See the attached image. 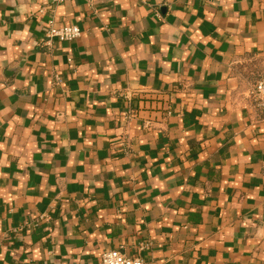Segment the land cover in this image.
<instances>
[{"label": "crops", "instance_id": "1", "mask_svg": "<svg viewBox=\"0 0 264 264\" xmlns=\"http://www.w3.org/2000/svg\"><path fill=\"white\" fill-rule=\"evenodd\" d=\"M260 70L264 0H0V264H264Z\"/></svg>", "mask_w": 264, "mask_h": 264}, {"label": "built area", "instance_id": "2", "mask_svg": "<svg viewBox=\"0 0 264 264\" xmlns=\"http://www.w3.org/2000/svg\"><path fill=\"white\" fill-rule=\"evenodd\" d=\"M67 0H50L53 4L63 3ZM46 38L47 43L50 41L70 42L81 37L82 30L77 25L58 26L54 19L47 21ZM249 98L251 107L258 112L264 113V72L253 84ZM39 220L41 218H38ZM150 243L139 245V250H144L150 247ZM99 264H143L140 256L129 257L121 250H106L101 253Z\"/></svg>", "mask_w": 264, "mask_h": 264}, {"label": "rangeland", "instance_id": "3", "mask_svg": "<svg viewBox=\"0 0 264 264\" xmlns=\"http://www.w3.org/2000/svg\"><path fill=\"white\" fill-rule=\"evenodd\" d=\"M261 74H262V73H261V70H260V71H259V73H258V76H257V78H258V77H260V76H261Z\"/></svg>", "mask_w": 264, "mask_h": 264}]
</instances>
